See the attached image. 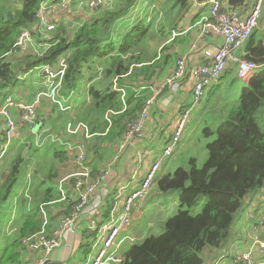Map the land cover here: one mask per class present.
Returning a JSON list of instances; mask_svg holds the SVG:
<instances>
[{
    "label": "trees",
    "instance_id": "1",
    "mask_svg": "<svg viewBox=\"0 0 264 264\" xmlns=\"http://www.w3.org/2000/svg\"><path fill=\"white\" fill-rule=\"evenodd\" d=\"M60 1L62 0H0V94L5 95L10 88L20 85L22 73H26L28 79L29 74L37 72L44 65L56 68L59 60L66 56L67 71L62 81L61 94L65 96L76 92L84 80L90 79L92 116L95 113L104 118L112 108H123L121 92L114 88V78L118 77L119 84L128 89V109L112 117V127L107 132V123L104 119L103 124L98 120L92 125V131L96 134L86 141L88 155L92 153L94 158L98 156L104 161L97 145L106 140L118 142L123 138L126 123L140 114L142 106L150 97L148 86L158 81L163 72L162 67L171 62L173 56L168 53L158 59V56L148 55L142 49L143 44L154 43L153 34L158 16L153 13H148L147 16L140 13L138 20L130 23L124 33H117L118 23L129 17L134 9L144 6V0H104L94 10L95 14L87 15L84 23L72 35L68 34L67 28L62 24L48 37H42L36 15L43 3ZM71 1L77 4L81 0ZM190 1L175 0L174 6L179 5L180 10L184 11ZM253 1L248 0L243 6L234 9L247 11ZM222 2L221 10L224 11L227 6L225 1ZM142 12L145 13V10ZM202 13L203 11L198 12L193 21L196 22ZM163 28L161 24L158 30ZM24 30H29L37 39V52L15 50V42ZM117 35H120L118 39ZM239 58L262 67L242 80L238 74L231 77L238 69L237 63H234L215 84L207 88L201 101L204 106L201 120L199 118V128L203 126L202 137L206 140L204 148L208 152L207 159L201 164L192 144L178 153L175 151L164 160L161 173L154 180L149 201H154L158 196L176 194L177 210L171 214V202L164 205L160 203L165 210V221H161L158 228L153 227L142 240L136 239L126 248L123 264H207V259L202 255L205 250L216 251L215 258L212 259L216 260L234 235V223L247 204L248 196L264 188L263 30L257 29L251 35ZM226 80L229 84L225 89L223 81ZM140 82L145 83L144 91L138 92L131 88L138 86ZM239 82L242 86L238 101L230 104L231 100L227 101L224 93L236 87ZM189 106L190 103L186 108L182 107L179 113ZM53 107L54 111L58 109L59 112L56 117L51 118L53 122L49 132L67 139V121L74 119L65 116L68 111H61L55 104ZM155 122L150 116L146 127H152ZM164 134L163 127L160 141H164L166 145L172 134L169 137ZM144 138L146 136L142 139ZM147 140L148 138L144 141ZM152 140L151 148L160 145ZM69 153L61 145L55 146L56 157L66 159ZM155 153L156 156L160 155L158 151ZM90 162L91 159H88L89 166ZM28 165L25 157H18L13 165L2 171L0 213L14 188L29 172H35L33 169L30 171ZM98 170L97 165L92 168L93 173ZM59 178V169L47 171V186L41 202L37 200L29 209L21 210H26L24 221L17 234L6 241L0 264H28L25 260L29 249L24 241L42 228L40 205L59 201L61 198L57 190ZM118 194L119 189L114 188L106 198L103 206L106 208V220L111 219V212L118 205ZM74 204L77 202L73 199L63 202V206L66 205L69 209ZM66 213L67 211L61 212ZM155 229L158 230L154 231Z\"/></svg>",
    "mask_w": 264,
    "mask_h": 264
},
{
    "label": "built area",
    "instance_id": "2",
    "mask_svg": "<svg viewBox=\"0 0 264 264\" xmlns=\"http://www.w3.org/2000/svg\"><path fill=\"white\" fill-rule=\"evenodd\" d=\"M197 1V0H195ZM104 3V0H86L85 5L90 9L97 8ZM71 7V0H62L54 3H43L38 11L37 25L39 32L49 33L56 29L54 16L57 13H68ZM222 0H208L201 7L202 16L194 22L188 30H195L196 40L192 45L197 48L203 47L204 63L188 68L185 56L177 58L173 71L156 86V93L150 95L142 106L140 114L126 123V132L119 142L116 153L117 157L123 155L132 142L142 139L146 132V121L149 118L150 109L157 95L166 89L174 93L181 90V82L190 75L193 86L192 100L188 109L183 110L175 121L174 131L170 141L166 143L160 155L154 157L144 175L139 179L138 185L133 188L124 198L120 214L115 222L106 231L102 245L98 248L92 264H123L126 248L134 243V238L127 236L118 240L119 236L128 231L135 218V207L149 198L151 195L154 180L161 172L163 162L170 157L180 146V141L186 133L187 123L192 113L201 103L207 93V88L215 84L227 70L228 62L234 58V51L244 45L251 35L258 29L264 13V0H254L248 11H239L227 8L224 11ZM177 35V33H175ZM211 37H218L221 43L217 48H211L208 44ZM37 39L29 30H24L15 42V50L27 51L38 49ZM238 77L242 80L253 75L262 66L249 60H238ZM67 71L66 56L57 63L56 68L47 64L41 68V74L47 77L43 87L31 100H18L15 97L7 96L0 104V117L4 121L3 138L0 143V164L9 153L15 137L24 126L26 130L34 133V128L39 120L38 107L47 100L57 105L61 111H69L72 103L61 94L62 81ZM55 79H58L57 81ZM114 88L121 92L122 109H113L106 112L104 121L107 123V131L112 127V117L125 112L127 107L128 89L119 84L118 77L114 78ZM67 133L72 137H81V141L74 145L65 143L73 151V162L76 170L64 177L59 183L57 190L61 198L58 202H68L71 199L77 202L69 209L66 205L62 207V214L59 223L51 227V214L49 206L57 201L42 203L40 209L43 215L42 228L25 240L26 246L31 252H38L41 255L31 260L30 264H44L47 257L61 245V237L66 230L74 227L80 219L82 211H98L105 203L103 195H98V188L107 181L111 168L93 173L88 164L86 141L96 133L92 131L89 123L83 120L67 121ZM247 218L251 224L248 246L234 245L230 254L220 255L219 258L208 264H264V212L260 209L248 210ZM120 246V248H119ZM118 247V251H117Z\"/></svg>",
    "mask_w": 264,
    "mask_h": 264
},
{
    "label": "crops",
    "instance_id": "3",
    "mask_svg": "<svg viewBox=\"0 0 264 264\" xmlns=\"http://www.w3.org/2000/svg\"><path fill=\"white\" fill-rule=\"evenodd\" d=\"M208 1V0H207ZM175 0H161L156 7H151L149 4L139 7L137 10L138 14L137 16L148 9V7H151V10L149 13H156L158 11L160 15L157 18L156 21V31L153 34V40L154 43H146L148 44L147 47L142 48L147 52L148 55H155L157 52V58L160 59L163 56L168 55V53H171L173 56V59L171 62H168V64H165L164 67H162L163 72L161 73L160 77H158V81H154L150 86H148L149 95L156 93V86L161 85V82L170 74L175 66V61L177 58L185 56L187 58V66L188 68H193L195 66H199L204 63L202 55H203V47L204 45H201L197 48H193V44L196 40V32L195 30L191 31L188 30L189 27L194 23L193 18L194 16L202 11L201 7L205 4V2H198L195 0H191L189 2V10L197 11V13L192 17L188 18V8L186 10L181 11L179 5L174 6ZM50 3V2H46ZM174 6V8L171 9V7ZM140 10V11H138ZM249 10V9H248ZM247 10V11H248ZM244 11V10H243ZM72 12V11H71ZM129 15V17L121 20L120 23L117 25V30L120 31V33H124V31H121L122 29H126L127 26L132 23L131 16L134 15L133 11ZM246 12V11H245ZM157 13V14H159ZM66 15L65 12L57 13L54 17V20H59V23H61L62 18ZM87 16V15H86ZM136 16V17H137ZM67 17V15H66ZM163 24L164 28L159 31L160 25ZM258 29L260 31H264V13L263 17L260 21ZM177 33V35H175ZM221 43V39L218 37H211L209 39V42L207 45H209L211 48H217ZM245 44L238 49L234 51V58L230 59L228 62V68L232 66V64L237 63L239 54L244 52ZM162 48L164 50H162ZM27 51L31 52H37L38 49H28ZM39 73V71L37 72ZM238 74L235 72L234 75L231 77H235V75ZM40 75V74H39ZM224 75V74H223ZM238 76V75H237ZM47 81L44 76H40L38 84L35 85V88H32L31 92L24 93L22 90H19V96L17 97L18 100H30L34 98L36 93L43 87V84ZM90 79H86L82 82L79 89L76 92H73L70 95H65L64 97L69 100L70 103H72V108L65 112V116L69 117L71 116L74 120H84L86 122H89L90 126L93 127L95 123H97L98 120L101 122L103 121V118L100 116V114H93V105L91 101V95H90ZM145 83L140 82L138 86L131 87L135 88L138 92L144 91ZM229 84V81H223L224 88L226 89L227 85ZM239 87L242 85L240 82L238 83ZM34 87V86H33ZM192 83L190 80V75H188L186 78H184L181 82V90L179 93H172L170 89H166L163 93H159L152 104L151 107V119L156 120V122L151 127L148 126L147 134L144 135L148 140L145 142L143 139H138L130 146L127 147L126 151L121 155L120 157L116 156L119 142H103V144L97 145L99 148V153L102 154V156L105 158L104 161H101L100 157H93L92 153L89 155V159H91V169L94 166H98L99 170L97 172L103 171L107 168H111L110 175L107 179V181L104 183V185L100 186L98 188V195H103L104 203L106 201V198L108 197L109 193L114 190V188L119 189L120 200L118 201V205L115 207V210L111 212V219L106 220V216L104 212H106V208H103V205L98 211H82V215L80 219L76 222L73 228L66 230L62 237H61V245L57 247L48 257L47 260H50L51 264H92L93 258L95 257L98 248L102 245V240L106 234L107 229L109 226L115 222V219L117 218L118 214H120L122 209V201L123 198L131 191L133 188H135L138 185L139 179L144 175L146 169L148 168L151 160L156 156L155 148L150 147L151 140L154 141L156 144L162 145V148L165 146L164 141H160L161 139V129L164 127L165 129V136L169 137L175 127V121L179 116V110L182 107L188 106V104L192 100ZM229 89L225 91V98L227 97V101L229 99H233L235 97V93H233V90L231 89L229 92ZM228 92V93H227ZM10 93H6L5 95L0 94V102H3L7 95L9 96ZM12 95V94H10ZM226 101V102H227ZM1 104V103H0ZM51 103L47 100L43 101L42 105L38 107L40 109V118L36 124V127L34 128L33 135H39V137H42L44 135L45 127H47L49 124V128L47 131H50V128H52V120L51 118L56 117L57 112H59L58 109L56 111L46 109V105H50ZM204 109V106L202 103L199 104L198 108L193 111L191 122L192 127L189 130L188 135L186 136L187 140L180 144L179 148L176 150L180 152L185 147L191 146L193 143L190 141L191 138L197 136V131L199 128L200 123V115L202 114ZM194 112H197V115H193ZM39 115V114H38ZM202 117V116H201ZM81 118V119H80ZM150 118V117H149ZM200 118V120H199ZM103 124V122H102ZM93 125V126H92ZM168 125V126H167ZM3 130H4V121L0 117V143L3 138ZM26 131V129H25ZM23 131L18 132L17 135H20ZM51 133V132H50ZM148 136V137H147ZM18 137H16L17 139ZM144 142H143V141ZM192 140V139H191ZM67 141H69V144H75L78 141H81V137H72L68 136ZM14 144V143H13ZM153 144V143H152ZM63 147V146H62ZM65 147H63L64 150H68L69 156L66 159L62 160V167L59 170V175L61 176H68L73 171L76 170L77 166L73 162V153L72 150H70L69 145L65 144ZM161 154V152H160ZM3 163V162H2ZM1 163V164H2ZM0 164V165H1ZM32 168V166H31ZM32 171V170H31ZM30 173V172H29ZM27 174L30 175V174ZM161 173V172H160ZM159 173V174H160ZM26 176V177H27ZM25 178V177H24ZM23 178V179H24ZM47 186V184H46ZM20 192V193H19ZM22 191L18 190L14 194V197L11 198L10 202L7 205V213L5 214L4 220L8 219L4 224L0 227V256L2 253V249L4 248L6 241L9 240L17 230V226H15V223H17V217L20 218L19 222L22 220V223L24 221V213L23 211L20 214V211L22 209H29L31 204L27 202V197L25 195L21 194ZM9 201V200H8ZM156 201H149V198L145 200L143 203L137 205L135 207L134 211V222L132 226L128 229V231L123 232L118 240L123 239L127 236L133 237L134 240L139 238V234L136 230V223L140 222L139 219L142 216L150 215L151 210H153V207L155 208ZM7 204V203H6ZM4 205V208L6 206ZM151 204V205H150ZM154 204V206H153ZM159 204V203H158ZM153 206V207H151ZM62 207L63 202H55L49 206L48 209H50L51 214V227H55L58 225L59 220L62 216ZM3 208V209H4ZM260 209L264 212V188L253 193L252 195L248 196V202L242 209L238 219L235 221L233 229H234V235L230 239L227 247L225 248V251L220 255H228L230 254L232 248L234 245H241L243 248L248 246L249 242V232L251 231V224L249 221V218H247L248 210L250 209ZM19 209V210H17ZM12 211H15L12 213ZM18 212V213H17ZM12 213L8 217V215ZM57 213H60L57 214ZM3 215L2 213H0ZM23 215V216H22ZM57 215V216H56ZM4 216V215H3ZM12 220V225L10 224V221ZM155 227V222H147L146 224V230L143 231V236H145L147 233L151 232V229ZM120 248V246H119ZM118 251V247H117ZM41 255V253L38 252H29L26 256V262L30 264L31 260L38 258ZM216 255V251H206V259L207 264L211 263L212 259H214ZM219 255V256H220ZM218 256V258H219ZM210 261V262H209Z\"/></svg>",
    "mask_w": 264,
    "mask_h": 264
},
{
    "label": "rangeland",
    "instance_id": "4",
    "mask_svg": "<svg viewBox=\"0 0 264 264\" xmlns=\"http://www.w3.org/2000/svg\"><path fill=\"white\" fill-rule=\"evenodd\" d=\"M85 1L86 0H81L77 4H75L73 1H71L70 10L68 13H66L67 17L65 15L62 18L61 23H59V20L56 21V28L58 26L64 24L65 25L64 27H66L68 32H69L68 34L72 35L74 33V31H76L78 29V27H80L84 23V19H86V15L92 16L93 14H95L94 10H96L100 6L97 8H91L90 9L87 5H85ZM160 1L161 0H144L143 2L145 3V5L149 4L151 7L154 8L157 6V4ZM151 7L150 8L148 7V9L145 11V13L142 14V16H147L149 11L151 10ZM135 10H137V9L133 10L134 15L131 16L133 22L138 20V18H137L138 12ZM187 10L189 11L188 16H187L188 18H192L197 13V11L189 10V8ZM157 13H159V12L156 11V13H154V15L159 16V14H157ZM55 16H56V14H55ZM151 16H152V14H151ZM124 30L125 29H122L121 31H124ZM50 33H52V31L49 33H40V34L42 35V37L43 36L48 37ZM117 33H120V31H117ZM119 37H120V35H117L116 39H118ZM143 46L147 47L148 44L146 45V43H145V44H143ZM144 47H142V48H144ZM157 54H158V52L155 54V57L157 56ZM38 71H39V73H37ZM37 72L29 74L31 76L28 75V77H29L28 79L26 78L27 74L22 73L20 75V78L22 79L21 80L22 83L15 88H10L6 92L12 94V95L9 94V96L15 97L16 99H18L17 97L19 96V90L20 91L22 90L24 93H26L27 91L31 92L32 88H35V85L38 84L40 76L43 77V75L41 74V68L37 69ZM44 78L47 79L46 76H44ZM232 90H233V93H235L234 94L235 97H233V99H231L230 104H234L238 101V97L240 96V93H241V87H239V85L237 84V86L234 87ZM204 102H205V99H204ZM50 105L51 106L46 105L45 108L49 109V110H54L53 104H50ZM150 113H151V110H150ZM38 114H39V118H40V109H38ZM195 114L197 115V112H194L193 115H195ZM149 117H150V114H149ZM47 125L48 126L45 127V129L48 130L49 124H47ZM192 125L193 124H192L191 120H189V122L187 123L186 133L183 135V137L180 141V144H182L183 142H185L187 140L186 136L188 135L189 130L191 129ZM202 127L198 128L197 136L191 138L192 140L190 139V141H192V143H193L194 151L198 155L201 164L203 163V161H205L207 159V156H208V152L204 148L206 140L202 137V132H201ZM21 129H22L21 131H23V132L20 135H17V137H18L17 139L15 137L13 147L10 149V151L7 154L6 158L4 159L3 163L0 165L1 166V168H0V181L3 178V176L1 175L2 171H5L11 165H13L18 157H25L27 165L29 162L28 167L31 168V166H32L30 171L33 169L35 172H30L29 173L30 175H28L27 177L22 179L21 183L18 184L14 188V191L12 192V195L10 196L9 201L7 202L5 208L1 212L4 216L0 214V227L2 224H4L8 220V219L4 220L3 218H5V214L8 212L6 209L7 205L10 202L11 198L14 197V195H15L14 193L16 191L21 190L22 191L21 194L25 195L27 197V202H29L31 204L30 207H32L34 205L35 201H37V200L40 201L43 198L44 188L46 187L45 175H46L47 171L52 169V168L60 170V168L62 167L61 165H62L63 158L56 157L54 155V149H55V146H58V145H61L64 148H66L65 144H64L65 143L64 138L57 137L47 130L43 132L44 135L42 137H39V135H32L29 132L25 131L24 126ZM147 131H148V129H146L145 134H147ZM154 150L158 151V152H162L163 151L162 145H157V147ZM72 153H73V151H72ZM158 176H159V174H158ZM64 177H66V176H61L57 180V187H58V183ZM177 200H178V198H177L176 194L167 195V196H164V195L158 196L154 200V201H156L155 208L153 207L154 204H153V206H151V207H153V210H151L150 215L142 216L139 219L140 222H137L135 225L136 230L139 234V238H137V239L142 240L143 237L146 236V235L143 236L144 235L143 231L146 230V224H147V222H149V220L151 222H153V221L155 222L156 228H158V224H160L161 221H165L164 216L166 217V215H164V213H163V211H165V210H164V208H162L161 204L164 205L165 203L171 202L170 213L172 214L173 212H175L177 210V205H178ZM17 210H19V209H17ZM13 212H15V211H12V213ZM12 213H10L8 215V217L10 215H12ZM20 214H21V211H20ZM20 218L17 217V223H15V226H12V229H14L13 227H16V226L18 227L17 230L15 231V235L17 234L18 229L22 224V220L18 224V221L20 220ZM9 221H10V224L12 225L13 221L12 220H9ZM157 230L158 229H155L154 231H157ZM29 252H31V251L29 250ZM202 255H203V257L207 258L206 257V250L203 251Z\"/></svg>",
    "mask_w": 264,
    "mask_h": 264
},
{
    "label": "water",
    "instance_id": "5",
    "mask_svg": "<svg viewBox=\"0 0 264 264\" xmlns=\"http://www.w3.org/2000/svg\"><path fill=\"white\" fill-rule=\"evenodd\" d=\"M198 2H205L207 0H197ZM225 1L227 8L234 9L235 7L243 6L248 0H222ZM50 260H46L44 264H51Z\"/></svg>",
    "mask_w": 264,
    "mask_h": 264
}]
</instances>
